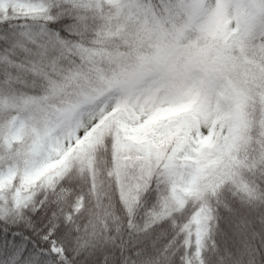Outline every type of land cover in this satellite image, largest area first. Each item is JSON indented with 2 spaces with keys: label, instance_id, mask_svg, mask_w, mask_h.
Here are the masks:
<instances>
[{
  "label": "snow or ice",
  "instance_id": "snow-or-ice-1",
  "mask_svg": "<svg viewBox=\"0 0 264 264\" xmlns=\"http://www.w3.org/2000/svg\"><path fill=\"white\" fill-rule=\"evenodd\" d=\"M0 264H264V0H0Z\"/></svg>",
  "mask_w": 264,
  "mask_h": 264
}]
</instances>
